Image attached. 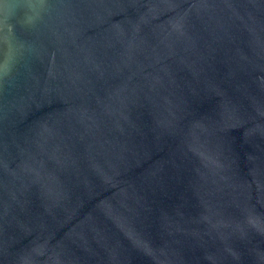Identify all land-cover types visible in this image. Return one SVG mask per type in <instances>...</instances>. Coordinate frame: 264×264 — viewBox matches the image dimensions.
<instances>
[{
    "label": "water",
    "instance_id": "1",
    "mask_svg": "<svg viewBox=\"0 0 264 264\" xmlns=\"http://www.w3.org/2000/svg\"><path fill=\"white\" fill-rule=\"evenodd\" d=\"M0 264H264V0H0Z\"/></svg>",
    "mask_w": 264,
    "mask_h": 264
},
{
    "label": "clouds",
    "instance_id": "2",
    "mask_svg": "<svg viewBox=\"0 0 264 264\" xmlns=\"http://www.w3.org/2000/svg\"><path fill=\"white\" fill-rule=\"evenodd\" d=\"M11 7L15 8V7H19V5H12ZM28 22L31 23L32 22V17H28ZM10 69L5 67L3 68V76L7 75L8 71Z\"/></svg>",
    "mask_w": 264,
    "mask_h": 264
}]
</instances>
